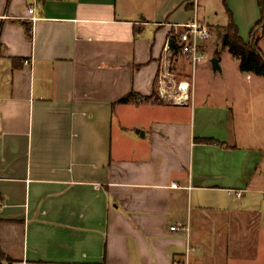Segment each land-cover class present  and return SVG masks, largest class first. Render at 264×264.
<instances>
[{
  "label": "crops",
  "instance_id": "crops-1",
  "mask_svg": "<svg viewBox=\"0 0 264 264\" xmlns=\"http://www.w3.org/2000/svg\"><path fill=\"white\" fill-rule=\"evenodd\" d=\"M208 1L0 0V250L15 264H264L263 138L244 143L235 101L157 94L172 24L224 28L229 10L252 43L260 0H220L222 23Z\"/></svg>",
  "mask_w": 264,
  "mask_h": 264
},
{
  "label": "rangeland",
  "instance_id": "rangeland-1",
  "mask_svg": "<svg viewBox=\"0 0 264 264\" xmlns=\"http://www.w3.org/2000/svg\"><path fill=\"white\" fill-rule=\"evenodd\" d=\"M207 22H223V7L220 0H212L204 5ZM209 16L215 20L209 19ZM212 37L206 45V59L195 68L185 59L178 60L177 73L180 77L195 81V95L199 100H206L209 95H215L214 101H235L238 104L236 119L242 123L244 143L257 144L258 136L263 138L258 144L264 147V79L249 80L239 73V61L235 59L222 45V35L225 29L221 26H211ZM223 54L224 71H213L209 66L211 56L220 58ZM262 120V121H261ZM260 139V138H259Z\"/></svg>",
  "mask_w": 264,
  "mask_h": 264
},
{
  "label": "built area",
  "instance_id": "built-area-1",
  "mask_svg": "<svg viewBox=\"0 0 264 264\" xmlns=\"http://www.w3.org/2000/svg\"><path fill=\"white\" fill-rule=\"evenodd\" d=\"M30 13H34V8L30 9ZM32 19L37 18L34 16ZM172 27L174 30L167 38L159 63L157 94L167 105L189 106L193 101L194 80L178 75V60L183 58L194 68L204 62L212 32L197 16L186 23L172 24ZM26 63L29 64L28 61ZM237 196L241 197L242 192H238Z\"/></svg>",
  "mask_w": 264,
  "mask_h": 264
},
{
  "label": "trees",
  "instance_id": "trees-1",
  "mask_svg": "<svg viewBox=\"0 0 264 264\" xmlns=\"http://www.w3.org/2000/svg\"><path fill=\"white\" fill-rule=\"evenodd\" d=\"M224 3L226 4V0H224ZM260 5H261V2H260ZM228 15H229V24L226 27H224L225 33L224 35H222V45L224 47H228L230 54L234 58L240 61V69L242 72L252 73L258 76H264L263 61L261 60L258 53H256L253 50L252 44L251 43L246 44L243 41V39L240 37L238 27L234 21L233 14L229 10H228ZM263 23H264V17H262L261 21L257 24L255 29L253 30V33H254L253 38L258 37V35L255 36V33L257 30H259L263 26ZM258 50L263 55L259 47H258ZM133 96L134 94H130L128 97L122 98L120 102L121 103L130 102ZM0 259L2 260V262H6V264H15L14 261L6 257L2 253L1 250H0Z\"/></svg>",
  "mask_w": 264,
  "mask_h": 264
},
{
  "label": "water",
  "instance_id": "water-1",
  "mask_svg": "<svg viewBox=\"0 0 264 264\" xmlns=\"http://www.w3.org/2000/svg\"><path fill=\"white\" fill-rule=\"evenodd\" d=\"M260 2H261V8H262V12H263V17H264V0H260ZM261 30H264V23H263V26L260 28ZM259 29V30H260ZM259 30H257L256 31V33H255V36L257 35V32L259 31ZM258 41H259V38L257 37H255L254 39H253V41H252V48H253V50L256 52V53H258V55L260 56V58H261V60L263 61V63H264V56L259 52V50H258ZM212 65H213V69H214V71H221L222 70V68H221V65H220V60H219V58H217V57H214L213 58V60H212Z\"/></svg>",
  "mask_w": 264,
  "mask_h": 264
}]
</instances>
